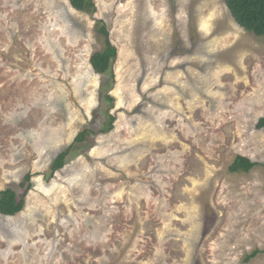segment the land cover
<instances>
[{
  "label": "rangeland",
  "instance_id": "1",
  "mask_svg": "<svg viewBox=\"0 0 264 264\" xmlns=\"http://www.w3.org/2000/svg\"><path fill=\"white\" fill-rule=\"evenodd\" d=\"M95 3L0 0V190L33 182L0 264H264V36L225 0ZM239 154L259 164L233 173Z\"/></svg>",
  "mask_w": 264,
  "mask_h": 264
},
{
  "label": "trees",
  "instance_id": "2",
  "mask_svg": "<svg viewBox=\"0 0 264 264\" xmlns=\"http://www.w3.org/2000/svg\"><path fill=\"white\" fill-rule=\"evenodd\" d=\"M70 2L74 8L86 13L93 14L97 10L95 0H70ZM225 2L231 15L241 27L257 36H264V0H225ZM97 30L100 34L104 35L105 44L103 48L93 52L90 59L91 64L97 73L113 74V65L118 54L117 47L110 40L109 28L102 19L97 20ZM105 100L109 102L113 101V98L110 95L105 94ZM114 120L115 116L107 109L105 112V121L101 129L95 131L86 126L80 131L73 143L62 150L53 160L50 174L52 175L55 171L65 166L71 158L70 155L76 142H89L92 140L93 133L109 132L114 126ZM256 127L258 129L264 128V116L259 118ZM258 164L259 162L253 161L251 158L239 154L229 166V170L233 173L249 172ZM31 179V173H27L24 176L20 182L22 189L21 192L17 191L12 186L0 190L1 214L13 216L24 209L26 195L33 186Z\"/></svg>",
  "mask_w": 264,
  "mask_h": 264
}]
</instances>
